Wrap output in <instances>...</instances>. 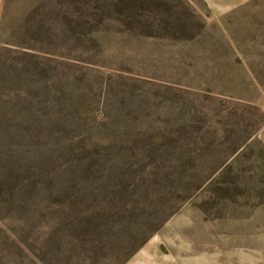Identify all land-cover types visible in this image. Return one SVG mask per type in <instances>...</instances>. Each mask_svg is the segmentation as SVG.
Instances as JSON below:
<instances>
[{"label":"rangeland","instance_id":"obj_1","mask_svg":"<svg viewBox=\"0 0 264 264\" xmlns=\"http://www.w3.org/2000/svg\"><path fill=\"white\" fill-rule=\"evenodd\" d=\"M264 264V0H0V264Z\"/></svg>","mask_w":264,"mask_h":264},{"label":"crops","instance_id":"obj_2","mask_svg":"<svg viewBox=\"0 0 264 264\" xmlns=\"http://www.w3.org/2000/svg\"><path fill=\"white\" fill-rule=\"evenodd\" d=\"M253 1L254 0H206L216 14L228 13L236 8L244 7ZM144 258V253H139L128 264H142Z\"/></svg>","mask_w":264,"mask_h":264}]
</instances>
